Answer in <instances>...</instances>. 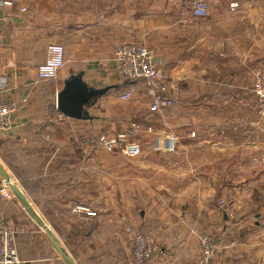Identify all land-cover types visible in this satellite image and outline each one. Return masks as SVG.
I'll return each instance as SVG.
<instances>
[{
    "label": "crops",
    "instance_id": "1",
    "mask_svg": "<svg viewBox=\"0 0 264 264\" xmlns=\"http://www.w3.org/2000/svg\"><path fill=\"white\" fill-rule=\"evenodd\" d=\"M196 1L0 0V74L8 81L0 99L19 103L13 130L0 134V167L23 182L41 221L0 194V222L30 220L38 229L17 235L24 264H132L139 230L157 246L151 264H198L201 234L215 243L212 264H264V118L254 94L264 70V0H204L206 18L192 15ZM50 44L64 46L65 66L40 82ZM123 44L154 53L173 107L151 111L143 83L120 77L112 56ZM78 75L92 89L113 88L88 108L92 120L56 108ZM126 92L133 100H120ZM132 124L140 126V157L97 147L102 134ZM205 164L208 184L198 169ZM77 205L96 215L74 213Z\"/></svg>",
    "mask_w": 264,
    "mask_h": 264
},
{
    "label": "built area",
    "instance_id": "2",
    "mask_svg": "<svg viewBox=\"0 0 264 264\" xmlns=\"http://www.w3.org/2000/svg\"><path fill=\"white\" fill-rule=\"evenodd\" d=\"M236 8L235 6L233 9ZM196 18H206L209 14V5L204 0H197L191 10ZM112 60L118 65L119 75L126 82H142L149 98L151 111L160 112L173 107L174 101L165 96L168 86L162 71L154 63V53L144 45L123 44L118 47L112 56ZM65 66V48L61 44H50L46 49V60L37 68V76L40 82L56 80ZM8 89L7 78L0 74V93ZM255 95L259 102L258 114L264 118V72H259L254 86ZM132 93L126 92L120 96L122 101L132 98ZM19 109V103L14 100L0 99V134H6L13 130L15 116ZM140 128L139 124L113 135L99 136L98 145L109 153L121 151L129 158H138L143 149L134 139L135 133ZM178 138L169 134L166 140L168 153L177 152ZM0 183V192L4 199L11 200L15 196L4 182ZM224 201H220L224 205ZM76 214H85L94 217L95 212L89 208L77 205L73 208ZM18 231L10 221L0 222V264H24L16 248ZM156 254V248L149 239L136 235L134 237L133 263L151 264ZM216 256V247L208 236L201 237V253L198 264H211Z\"/></svg>",
    "mask_w": 264,
    "mask_h": 264
},
{
    "label": "water",
    "instance_id": "3",
    "mask_svg": "<svg viewBox=\"0 0 264 264\" xmlns=\"http://www.w3.org/2000/svg\"><path fill=\"white\" fill-rule=\"evenodd\" d=\"M111 89L113 88L92 89L83 81L82 76H73L65 82L63 89L58 93L56 108L61 114L68 118L83 121L92 120L88 108ZM0 175L14 194L15 198L22 204L27 214L36 222H41L33 210L26 194H24L22 190L13 183V180L9 178L1 167ZM47 234L54 247L68 259V256L63 253L62 248L59 246L56 239L50 234L49 230H47Z\"/></svg>",
    "mask_w": 264,
    "mask_h": 264
},
{
    "label": "rangeland",
    "instance_id": "4",
    "mask_svg": "<svg viewBox=\"0 0 264 264\" xmlns=\"http://www.w3.org/2000/svg\"><path fill=\"white\" fill-rule=\"evenodd\" d=\"M262 72H264V70H262ZM254 94H255V91H254ZM256 96V95H255ZM133 98V97H132ZM129 99V100H125V102H128V101H131V100H133V99ZM256 99H257V97H256ZM121 100V99H120ZM174 106V105H173ZM258 107H259V102H258V99H257V113H258ZM136 125V124H135ZM172 134V133H171ZM104 135H107V134H104ZM110 135V134H109ZM174 135H176V134H174ZM176 137L178 138V136L176 135ZM92 138V137H91ZM90 138V139H91ZM137 142H138V140H136ZM178 141H179V139H178ZM97 147H99V149H101V150H103V151H105L104 149H102L99 145L97 146ZM177 151H178V147H177ZM106 153H108V154H112V153H109V152H107V151H105ZM113 153H115V152H113ZM171 154V153H170ZM159 167H162V166H159ZM172 167H169V169H171ZM199 170H200V172L201 173H203L204 175H206L205 176V180H204V183H206V184H208V179H207V173H208V165L207 164H205V165H201L199 168H198ZM178 169L177 168H174L173 169V171L174 172H176ZM179 171V175L181 176V175H183L182 174V170L180 171V170H178ZM172 172V171H171ZM20 173H21V171H20ZM30 174V173H29ZM171 174V173H170ZM12 178H14V179H16L14 176H11ZM157 179H159V177H156ZM177 180V179H176ZM14 181V183L17 185H20L21 187H22V185H23V182L22 181H20V180H13ZM1 182H3L2 181V178H0V183ZM177 182L178 183H181L182 185L184 184L186 187L187 186H189V185H191L192 184V182H190V181H188V182H184V181H178L177 180ZM25 183V182H24ZM29 185H31V182H29ZM159 188H160V184H159V186H158ZM207 187V186H206ZM140 188H142V187H140ZM23 192V191H22ZM151 199H154V198H150V200ZM153 201V200H152ZM202 202H203V200H202ZM143 204V202H140V201H138V205H142ZM225 204V203H224ZM156 205V203H152V206H155ZM195 217H196V219H198L199 221H200V223H201V226H206L207 225V222H208V220H207V217H206V215L205 214H201V213H195ZM27 218V217H26ZM29 220V219H28ZM11 223H13L15 226H16V229L21 233L23 230H26V233L28 232L30 235L33 233V231L34 232H36V231H38V229H37V227L36 226H33L31 223V221L29 220V222H27V226L26 225H22V224H17L16 223V221L15 220H12V221H10ZM20 225V226H19ZM135 233V232H134ZM144 233V234H143ZM136 235H139V236H143L144 238H146V239H149V240H152V238H151V236L150 235H147V233H145V230H144V232L142 231V230H139V231H137V233H135ZM202 236H208L209 237V239L210 240H212L213 241V239L211 238V236H209L208 234H201ZM26 242H22L21 244L22 245H24ZM19 244H18V241L16 240V248H17V246H18ZM155 246V248H157V246L156 245H154ZM72 248L74 249V248H76V246H72ZM18 249V248H17ZM133 250H134V247H133ZM121 264H129V261L127 260V263H121Z\"/></svg>",
    "mask_w": 264,
    "mask_h": 264
},
{
    "label": "trees",
    "instance_id": "5",
    "mask_svg": "<svg viewBox=\"0 0 264 264\" xmlns=\"http://www.w3.org/2000/svg\"><path fill=\"white\" fill-rule=\"evenodd\" d=\"M129 83H133V82H129ZM112 91V90H111ZM97 104V100L95 101V103H93V105L95 106ZM0 194L2 195V193L0 192ZM3 196V195H2ZM6 200V199H5ZM8 221V220H7ZM16 227V226H15ZM18 231V230H17ZM18 234H19V231H18ZM17 234V235H18ZM213 243H214V241H212ZM214 246H215V243H214ZM216 247V246H215ZM18 250V249H17ZM19 253V252H18ZM20 256V255H19ZM21 258V257H20ZM214 261H212V263H213ZM133 263V262H132ZM211 263V264H212Z\"/></svg>",
    "mask_w": 264,
    "mask_h": 264
}]
</instances>
